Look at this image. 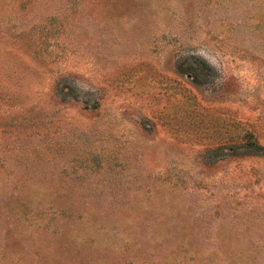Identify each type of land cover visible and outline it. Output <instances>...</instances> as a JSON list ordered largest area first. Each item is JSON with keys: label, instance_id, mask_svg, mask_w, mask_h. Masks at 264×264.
Wrapping results in <instances>:
<instances>
[{"label": "rangeland", "instance_id": "obj_1", "mask_svg": "<svg viewBox=\"0 0 264 264\" xmlns=\"http://www.w3.org/2000/svg\"><path fill=\"white\" fill-rule=\"evenodd\" d=\"M0 264H264V0H0Z\"/></svg>", "mask_w": 264, "mask_h": 264}]
</instances>
